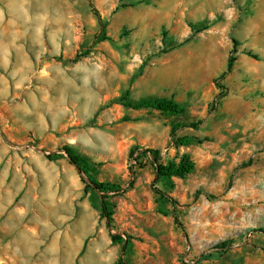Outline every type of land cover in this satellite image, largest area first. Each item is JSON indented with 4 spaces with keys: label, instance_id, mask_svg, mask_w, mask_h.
I'll return each instance as SVG.
<instances>
[{
    "label": "rangeland",
    "instance_id": "1",
    "mask_svg": "<svg viewBox=\"0 0 264 264\" xmlns=\"http://www.w3.org/2000/svg\"><path fill=\"white\" fill-rule=\"evenodd\" d=\"M140 97L185 111L124 105ZM197 120L175 146L172 123ZM65 145L119 189L112 226ZM133 147L194 171L156 179ZM259 228L264 0H0V264H264Z\"/></svg>",
    "mask_w": 264,
    "mask_h": 264
},
{
    "label": "trees",
    "instance_id": "2",
    "mask_svg": "<svg viewBox=\"0 0 264 264\" xmlns=\"http://www.w3.org/2000/svg\"><path fill=\"white\" fill-rule=\"evenodd\" d=\"M93 8V12L95 16L97 17V21L100 27V36L101 39H106V22L103 20V18L100 16L99 12L95 7ZM235 44H238L237 41H234ZM247 54H250V52H247ZM256 58L257 55H252ZM233 59L230 58L227 61V68L226 71H228L232 64ZM226 71L221 73L216 80H220L224 77ZM219 88L222 90L215 96L213 99V103L216 104L218 102V99L225 95V87L223 85H218ZM122 99L124 97H121ZM124 105L133 108V109H139V108H151L160 111L163 114L166 115H180L185 111V107L180 104L179 102L166 97L161 98H151V97H140L137 100H129L124 103ZM201 123L200 120L193 121L190 123H181L176 122L172 123L171 129H170V138L171 141L175 146L178 145H187L191 142V138L188 136H177V130L180 128L185 127H191V128H197L199 124ZM63 150H65L69 161L77 166L78 170L82 173H86L89 175V180L91 184H87L88 187L92 188L91 186H94L95 189L99 190L101 192L99 196V211L100 216L105 218L106 225L108 227L112 226L113 221V203L110 200L111 195L109 192H117L119 189H117L114 185H111L110 183L105 182H99L92 177H90V172L95 171L94 167H92L88 161L87 158L84 156L77 154L74 152L73 148L70 145H65L63 147ZM137 152V155L135 153ZM141 154H147L149 156V162L154 167L155 173H156V179H164L167 181H171L173 177H179L184 178L188 174L192 173L194 171L195 163L191 159L190 155L187 153H183L178 161L174 160H168L167 162H163L161 151L156 148L146 147L139 149L138 147H133L129 151V156L132 157L135 161H138V158ZM48 158L51 157L50 154L47 155ZM155 191L163 198H166V195L160 190L155 189ZM174 216L175 223H178V219L176 215ZM260 232L264 233V229L259 228L256 229ZM112 241L122 240V237L119 234H112L111 235ZM231 246V243L229 240H223L213 246L215 250H218L219 252H223L227 250ZM117 264H126L123 261H119Z\"/></svg>",
    "mask_w": 264,
    "mask_h": 264
},
{
    "label": "water",
    "instance_id": "3",
    "mask_svg": "<svg viewBox=\"0 0 264 264\" xmlns=\"http://www.w3.org/2000/svg\"><path fill=\"white\" fill-rule=\"evenodd\" d=\"M77 167V166H76ZM78 169V168H77Z\"/></svg>",
    "mask_w": 264,
    "mask_h": 264
}]
</instances>
